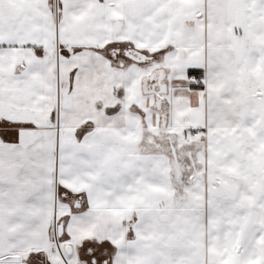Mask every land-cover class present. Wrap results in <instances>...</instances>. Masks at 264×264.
<instances>
[{"label": "snow or ice", "instance_id": "1", "mask_svg": "<svg viewBox=\"0 0 264 264\" xmlns=\"http://www.w3.org/2000/svg\"><path fill=\"white\" fill-rule=\"evenodd\" d=\"M0 264H264V0H0Z\"/></svg>", "mask_w": 264, "mask_h": 264}]
</instances>
